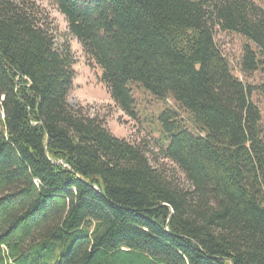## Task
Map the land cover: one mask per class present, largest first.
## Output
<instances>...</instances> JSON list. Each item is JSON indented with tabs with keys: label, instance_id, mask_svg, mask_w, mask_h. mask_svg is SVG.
Returning a JSON list of instances; mask_svg holds the SVG:
<instances>
[{
	"label": "trees",
	"instance_id": "16d2710c",
	"mask_svg": "<svg viewBox=\"0 0 264 264\" xmlns=\"http://www.w3.org/2000/svg\"><path fill=\"white\" fill-rule=\"evenodd\" d=\"M49 1L127 116L131 84L189 115L161 117L187 184L71 106L70 45L36 3L0 0V264H264L262 114L215 39L242 36L241 72L264 75V7Z\"/></svg>",
	"mask_w": 264,
	"mask_h": 264
},
{
	"label": "rangeland",
	"instance_id": "374dc122",
	"mask_svg": "<svg viewBox=\"0 0 264 264\" xmlns=\"http://www.w3.org/2000/svg\"><path fill=\"white\" fill-rule=\"evenodd\" d=\"M28 1L36 3L41 11V18L45 17L49 22H53L57 31V45L62 46L65 41L70 45L75 61L73 68L76 73L74 88L69 97L70 105L84 107L91 116L103 120L107 129L115 137L142 145L154 168H163L187 184L179 169L163 157V150L170 140L162 130L161 117L167 111H173L179 115L184 125L192 128L189 115L172 99L160 100L131 84L138 114L136 120L131 119L113 101L110 90L103 80L102 69L85 53L82 45L69 35L66 18L58 8L49 0ZM254 1L264 7V0ZM215 32L216 42L228 59L234 75L255 89L252 100L258 105L264 124V75L260 72L245 75L240 70L246 40L236 33L223 32L220 29H216Z\"/></svg>",
	"mask_w": 264,
	"mask_h": 264
}]
</instances>
